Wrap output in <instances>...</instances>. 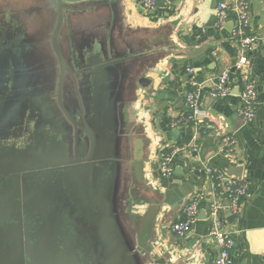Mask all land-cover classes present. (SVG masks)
Returning a JSON list of instances; mask_svg holds the SVG:
<instances>
[{"label":"crops","instance_id":"1","mask_svg":"<svg viewBox=\"0 0 264 264\" xmlns=\"http://www.w3.org/2000/svg\"><path fill=\"white\" fill-rule=\"evenodd\" d=\"M222 1L229 0H176L171 6L160 4L147 12L139 0H118L112 6L113 19L105 5L95 3L86 6L92 9H86L90 14L81 15L80 23L71 25L74 40L75 35L86 37L100 59L118 57L127 48V74L118 92L117 116L118 151L128 175L127 182L123 180L118 186L116 202L118 206L124 197L126 201L131 198L132 211L123 218L118 207L116 210L120 219L135 221L132 226L137 229L150 200L162 202L169 195L170 205L161 208L154 223L149 264H214L218 248L209 238L211 220L206 200L199 203L197 219L186 238H177L170 229L182 218L189 197L209 191L206 167L235 179L233 172L240 170L247 195L236 214L226 200H220L218 218L222 229L232 233V264H264V0H246V32L260 37L247 52L248 73L257 92L255 118L249 124L237 115L242 86L234 66L240 52L231 36V23L221 29L215 27L216 7ZM100 9L98 16L92 15ZM186 66L194 67L204 82L198 104L206 119L198 128L171 129V117L184 109ZM225 72L229 96L210 98L215 79ZM227 135L234 139L231 156L221 152ZM182 144L186 150L171 156L172 176L162 177L158 161ZM137 160L142 161L148 191L139 194L138 201L135 194L141 189L131 185L134 179L129 171Z\"/></svg>","mask_w":264,"mask_h":264},{"label":"water","instance_id":"2","mask_svg":"<svg viewBox=\"0 0 264 264\" xmlns=\"http://www.w3.org/2000/svg\"><path fill=\"white\" fill-rule=\"evenodd\" d=\"M46 1L47 5L44 2H35L34 5L37 11H42V17L49 15L54 19L50 45L62 76L66 65L58 38L66 21L65 12L71 15L79 12L80 7L89 8L86 6L96 3L105 5L113 19L112 6L118 0ZM101 11L96 10L92 15L98 16ZM44 20L49 25V19ZM126 49L118 57L101 58L97 70L93 71L96 76L97 116L90 126L96 135L90 133L83 122L87 136L83 145L88 153L83 162L79 163L77 155L75 162L71 163L65 152L59 156L56 151L30 147L17 153V159L13 160L16 165L8 163L11 167L0 170V176L9 178L0 182V193L10 195L8 190H13L18 200L17 218L11 220L12 223L8 221L10 209L0 210L3 223L0 224V264L9 261L11 253L13 259H21L20 264H149L147 255L152 252L150 242L154 223L162 212L161 208L170 203L169 195H165L162 202L151 199L149 207L143 209L137 229L133 227L135 221L123 220V209L119 204L117 206L118 186L123 180L127 182L128 175L118 151L117 116L118 92L127 74L124 68ZM68 120L75 125L72 119ZM74 144L75 151L76 142ZM70 164L71 168L68 167ZM60 166L63 167L58 169ZM130 166L134 179L131 185L141 189L135 194L138 201L139 194L148 192L143 164L137 160ZM233 174L238 180L242 178L240 170ZM189 184L193 185V182L189 181ZM117 207L122 219L118 216ZM13 230H18L17 240H11Z\"/></svg>","mask_w":264,"mask_h":264},{"label":"flooded vegetation","instance_id":"3","mask_svg":"<svg viewBox=\"0 0 264 264\" xmlns=\"http://www.w3.org/2000/svg\"><path fill=\"white\" fill-rule=\"evenodd\" d=\"M39 15L42 11H37V7L14 10L0 6V170L8 168V163L16 165L13 160L17 159V153L30 147L56 151L59 156L65 152L71 163L75 162L77 155L79 163L83 162L88 156L83 145L87 141L83 122L90 133L96 135L90 124L97 116L94 72L101 59L92 42L86 37L77 40L79 35H75L74 40L72 26L63 23L65 32L60 33L58 46L66 70L61 76L50 45L54 27L49 30L45 20L44 28L47 29L38 38L34 16L39 19ZM63 39L67 47L63 46ZM44 44L47 50L42 51ZM50 50L54 59L49 55ZM68 119H72L75 125ZM5 179H9L7 175L0 176V182ZM8 192L10 195L0 193V210L10 209L8 221L12 223L11 220L17 218L18 200L13 190ZM17 231L13 230L11 240H17ZM20 262L21 259H13L11 253V259L1 263Z\"/></svg>","mask_w":264,"mask_h":264},{"label":"built area","instance_id":"4","mask_svg":"<svg viewBox=\"0 0 264 264\" xmlns=\"http://www.w3.org/2000/svg\"><path fill=\"white\" fill-rule=\"evenodd\" d=\"M176 0H139L140 6L145 11H153L160 4L171 6ZM215 27L218 29L230 22L231 36L235 40L240 56L235 64V70L238 71L241 83L239 92L240 106L237 109V115L245 123L249 124L255 118V105L257 92L248 73L249 59L247 52H250L255 43L260 39L259 36L251 35L246 32L248 28L249 10L246 0H229L222 1L216 7ZM185 73L187 76L188 91L184 100V109L177 115L171 117L168 126L171 129H183L185 127L198 128L206 119V113L199 108L200 93L204 89V82L198 78L194 67L186 66ZM228 73H222L218 76L213 87L209 91V97L212 99H223L229 96L230 92L227 87ZM196 146H193L195 149ZM186 145L174 146L170 153L160 158L158 168L162 177L169 178L172 176L173 169L170 165L171 156L177 151L183 152ZM234 148V139L227 135L222 140V154L231 156ZM205 174L211 182L209 191L205 194L192 195L189 197L181 211L182 218L171 224V232L180 239L186 238L192 225L197 219L199 203L206 200L209 204V217L211 220V229L209 238L215 242L218 248V256L214 264H232V251L234 242L232 233L222 229L218 218L220 209V200H226L229 203V209L236 214L239 205L247 195V183L242 179L238 180L233 177H227L223 174L214 172L210 167L205 168Z\"/></svg>","mask_w":264,"mask_h":264},{"label":"rangeland","instance_id":"5","mask_svg":"<svg viewBox=\"0 0 264 264\" xmlns=\"http://www.w3.org/2000/svg\"><path fill=\"white\" fill-rule=\"evenodd\" d=\"M35 2H38V3H40V2H44V4L47 2L46 0H0V6H1V8H12V9H28V8H30V7H36V5H34L35 4ZM48 3H46V5H47ZM39 7V6H38ZM80 10H79V12H76V13H74V16H71V15H66V21H65V24H66V26H68V25H72V23H74L75 25H78L79 23H80V18H81V15H85V14H90V12L92 11V9H90V7L89 8H82V7H80L79 8ZM86 9H88V11H90V12H87L86 13ZM48 10V9H47ZM84 13V14H83ZM48 17H46V16H43L42 17V15H39V19H38V17L37 16H34V19H35V21H36V25H35V28H36V30H37V36H38V38L41 36V33L44 31V29H47V28H44L45 27V25H44V23H45V20L44 19H49V30H51L52 28H53V25H54V19H50V17H49V15H47ZM79 16V17H78ZM65 25H64V28L66 27ZM63 28V29H64ZM65 32V29L64 30H62V32ZM62 32H61V34H62ZM48 36H49V34L46 36V38H45V41L44 42H46L47 41V39H48ZM81 39H84L83 38V36H79ZM104 37H105V35H104V33L102 32V35H101V39L102 40H104ZM78 40H79V38H78ZM62 44H63V46L64 47H67V42H66V40H64L63 39V41H62ZM43 46V48H41V50L42 51H44L45 49L47 50V46L44 44V45H42ZM49 55L51 56V58L52 59H54L53 58V55H52V53H51V50L49 51ZM53 63V62H52ZM53 66H54V63H53ZM128 201H126V200H121V204H119V208L120 209H123V214H129V215H131V203H130V200H131V198L130 199H127Z\"/></svg>","mask_w":264,"mask_h":264}]
</instances>
